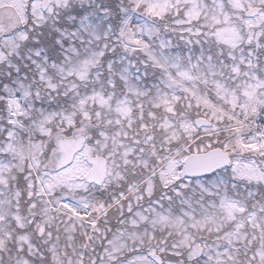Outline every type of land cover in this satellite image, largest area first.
I'll list each match as a JSON object with an SVG mask.
<instances>
[{
	"label": "snow or ice",
	"instance_id": "snow-or-ice-1",
	"mask_svg": "<svg viewBox=\"0 0 264 264\" xmlns=\"http://www.w3.org/2000/svg\"><path fill=\"white\" fill-rule=\"evenodd\" d=\"M0 264H264V0H0Z\"/></svg>",
	"mask_w": 264,
	"mask_h": 264
}]
</instances>
